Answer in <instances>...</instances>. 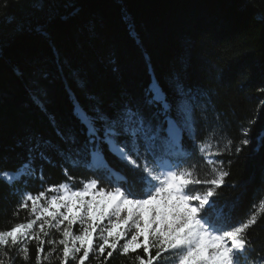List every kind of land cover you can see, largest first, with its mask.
<instances>
[{
  "label": "trees",
  "instance_id": "1",
  "mask_svg": "<svg viewBox=\"0 0 264 264\" xmlns=\"http://www.w3.org/2000/svg\"><path fill=\"white\" fill-rule=\"evenodd\" d=\"M74 9L79 10L75 15ZM37 26H44L47 35ZM176 76L195 93V139L210 144L213 153L233 140L222 155L209 157L223 160L230 173L212 199L237 221L257 215L248 230L255 250L250 264H264V147L255 150V138L264 133V0H46L42 8L34 0H0V172L16 170L31 143L52 141L42 145L52 163L36 159L43 180L25 185L0 178V230L35 218L31 202L29 209L18 208L26 192L35 195L69 177L72 187H80L93 176L94 166L69 167L58 154L67 145L57 127L86 139L73 114L77 99L85 108L98 102L109 109L125 100L143 105L158 80L175 105ZM37 89L44 91L43 109L33 100ZM144 108L146 115L157 111ZM245 128L251 129L252 139L241 146ZM185 143L191 145L187 137ZM108 160L126 167L111 154ZM192 162L201 177L209 171L198 153ZM79 230L75 225L74 234ZM50 235L62 238L54 229ZM19 247L0 246V261L37 264L35 241L28 245L27 260ZM62 247L45 260L52 248L45 242L39 264H61ZM107 251L99 259L90 253L85 264H101ZM137 255H144L143 249L127 256L118 249L106 264H136ZM68 264L76 261L70 258Z\"/></svg>",
  "mask_w": 264,
  "mask_h": 264
},
{
  "label": "snow or ice",
  "instance_id": "2",
  "mask_svg": "<svg viewBox=\"0 0 264 264\" xmlns=\"http://www.w3.org/2000/svg\"><path fill=\"white\" fill-rule=\"evenodd\" d=\"M45 2L34 0V5L42 8ZM78 11L74 9L72 14ZM36 31L47 35L44 26H37ZM173 79L175 105L158 80L156 87L145 93L143 105L125 100L113 103L109 109L98 102L85 108L77 99L73 114L82 125L86 139L81 141L75 131L57 127V135L67 145L58 154L69 167L94 165L93 176L80 187H72L69 177V182L53 184L35 195L26 192L18 208L29 209L31 202L29 212L35 218L17 223L10 230H0V246L19 245L18 251L27 260L28 245L35 241L37 264L45 242L52 246L45 260L58 246H63L61 264H68L70 258L76 264H85L90 253L95 251L99 259L106 249L111 251H107L101 264H106L107 258L118 249L125 256L143 249L144 255L135 257L136 264H250L255 250L248 230L257 223V215L237 221L218 200L212 199L230 173L224 170L223 160L209 157L222 155L233 145V140L229 139L224 148L213 153L210 144L195 139V93L186 88L179 76ZM42 95L43 89H37L33 100L43 109ZM144 106L156 107L157 111L146 115ZM250 132V128L243 129L241 146L251 142ZM186 137L191 145L185 143ZM255 139V150L259 151L264 147V133ZM51 144V140L31 143L27 159L14 171L0 172V178L9 184L21 181L25 185L31 179L43 180V167L36 164V159L51 164L42 147ZM193 146L210 166L203 177L192 162L197 154ZM240 150L235 148L236 152ZM108 154L126 167H115ZM102 182L105 186L98 187ZM197 185L205 187L199 189ZM57 190L58 194L46 197V191ZM42 199L45 203H39ZM260 210L264 212V203L260 204ZM37 222L38 227L34 228ZM77 224L79 234H74ZM53 229L62 238H52ZM81 251L82 255L78 256Z\"/></svg>",
  "mask_w": 264,
  "mask_h": 264
},
{
  "label": "rangeland",
  "instance_id": "3",
  "mask_svg": "<svg viewBox=\"0 0 264 264\" xmlns=\"http://www.w3.org/2000/svg\"><path fill=\"white\" fill-rule=\"evenodd\" d=\"M211 159H214V158H211ZM215 160V159H214ZM92 166H94V165H92ZM99 187V186H98ZM58 192H59V190H57V192H51V191H49V192H46V197L47 198H50L51 197V195H53V194H58ZM39 203H45V200L44 199H42ZM105 223H107V221H105ZM77 234V233H76ZM97 243H98V241H97ZM123 243V241H121V244ZM168 254L167 253H165V256H167Z\"/></svg>",
  "mask_w": 264,
  "mask_h": 264
}]
</instances>
